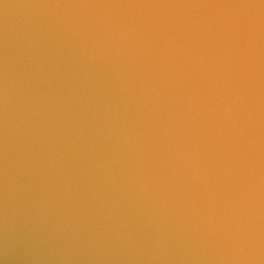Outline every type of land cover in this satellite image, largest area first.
I'll return each instance as SVG.
<instances>
[{
    "label": "water",
    "instance_id": "1",
    "mask_svg": "<svg viewBox=\"0 0 264 264\" xmlns=\"http://www.w3.org/2000/svg\"><path fill=\"white\" fill-rule=\"evenodd\" d=\"M0 264H264V0H0Z\"/></svg>",
    "mask_w": 264,
    "mask_h": 264
}]
</instances>
